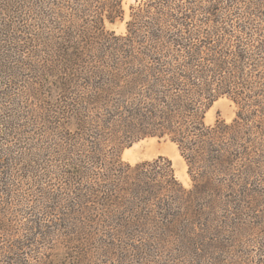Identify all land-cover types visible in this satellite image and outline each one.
Wrapping results in <instances>:
<instances>
[{"label":"trees","instance_id":"trees-1","mask_svg":"<svg viewBox=\"0 0 264 264\" xmlns=\"http://www.w3.org/2000/svg\"><path fill=\"white\" fill-rule=\"evenodd\" d=\"M0 0V264H264V0ZM233 121L206 115L219 98ZM169 138L172 159L123 152ZM254 246L252 253L240 247Z\"/></svg>","mask_w":264,"mask_h":264},{"label":"rangeland","instance_id":"rangeland-1","mask_svg":"<svg viewBox=\"0 0 264 264\" xmlns=\"http://www.w3.org/2000/svg\"><path fill=\"white\" fill-rule=\"evenodd\" d=\"M139 0H123L125 9V17L122 20H117L115 23L109 24V28L115 30L118 34L125 33L126 23L130 18L131 6L136 5ZM237 114V106L235 102L227 96L219 98L209 109L206 115L208 124L215 123L219 118L225 119L228 122L234 120ZM167 156L172 159L176 174L185 186L191 187V179L188 173V166L180 153L178 145L169 138L148 137L134 143L123 152V158L132 164L144 160H151L158 156ZM246 252H251V260H256L254 257V246L240 247ZM114 264V263H113Z\"/></svg>","mask_w":264,"mask_h":264}]
</instances>
